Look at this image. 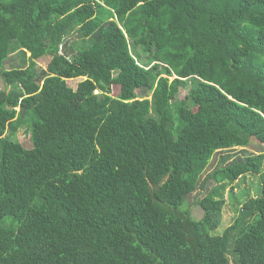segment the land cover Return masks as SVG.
<instances>
[{
	"label": "trees",
	"instance_id": "obj_1",
	"mask_svg": "<svg viewBox=\"0 0 264 264\" xmlns=\"http://www.w3.org/2000/svg\"><path fill=\"white\" fill-rule=\"evenodd\" d=\"M0 77V264H264V0H0Z\"/></svg>",
	"mask_w": 264,
	"mask_h": 264
},
{
	"label": "rangeland",
	"instance_id": "obj_2",
	"mask_svg": "<svg viewBox=\"0 0 264 264\" xmlns=\"http://www.w3.org/2000/svg\"><path fill=\"white\" fill-rule=\"evenodd\" d=\"M69 39L71 41L76 39L75 35H71L69 37ZM29 55V54H28ZM50 57L49 56H45L43 58H41L40 60L36 61V68L37 70H41V69H45L47 66V63L50 61ZM19 65V60L17 55H14L13 58H9L6 62H5V66L4 68H11V67H17ZM173 79V78H171ZM81 81V78H77V79H73V80H67V85L69 87H71L72 89H75L77 84ZM4 88V84L2 82V79L0 77V90H2ZM189 91V83H187L185 86H183L178 94V99L182 104H185V99L184 97L187 95ZM119 92V88L118 87H113L112 88V95L116 96ZM139 93V92H138ZM140 94V93H139ZM148 99H150V95L147 97ZM7 137V134H5ZM12 141L16 144L21 145L24 149L28 150L31 149L32 145L30 142V138H29V134L25 132V129H20L17 134L11 138ZM241 148H237L229 150L227 152H221L216 154L210 164L209 169H212L213 167H215L216 164L219 163V159L222 156H226V155H231L229 156L228 161H230L231 159L235 158V156L238 155H243L240 152ZM246 153L245 154H256L258 153L259 147L257 146L256 142H252L246 149H245ZM227 162V161H226ZM247 177H244L240 180H237V182H235L234 184H230V185H226L224 190L222 191V197L225 200V206L223 208L222 211V215H221V225L222 227L226 228L227 226H229L235 219L236 215H237V208L241 207L243 201L246 198H250V197H256L258 195V193L261 190V183H260V179H258V176L256 175H251V174H247ZM217 183L216 182H212L209 186V188H212L213 186H216ZM242 189H247L248 190V195L241 197L240 196V191H242ZM247 192V191H245ZM206 194V192H195L194 194H192L191 196H189L188 203L190 206H193V201L195 200V198L200 199L202 198L204 195ZM193 216L194 217H198L200 215V210H198L197 207H195L193 209ZM220 228V227H219ZM222 230H218V233H221Z\"/></svg>",
	"mask_w": 264,
	"mask_h": 264
},
{
	"label": "built area",
	"instance_id": "obj_3",
	"mask_svg": "<svg viewBox=\"0 0 264 264\" xmlns=\"http://www.w3.org/2000/svg\"><path fill=\"white\" fill-rule=\"evenodd\" d=\"M95 94H97L98 92L97 91H94Z\"/></svg>",
	"mask_w": 264,
	"mask_h": 264
}]
</instances>
